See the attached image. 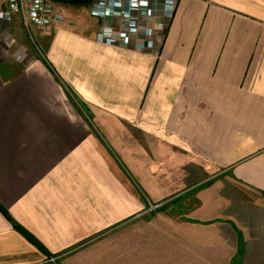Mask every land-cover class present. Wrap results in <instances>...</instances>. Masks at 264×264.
<instances>
[{
    "label": "crops",
    "instance_id": "crops-1",
    "mask_svg": "<svg viewBox=\"0 0 264 264\" xmlns=\"http://www.w3.org/2000/svg\"><path fill=\"white\" fill-rule=\"evenodd\" d=\"M81 1L62 26L0 20V206L47 253L0 212V264H264L234 227L244 189L264 198V0H174L170 21L160 0L119 45Z\"/></svg>",
    "mask_w": 264,
    "mask_h": 264
},
{
    "label": "built area",
    "instance_id": "built-area-1",
    "mask_svg": "<svg viewBox=\"0 0 264 264\" xmlns=\"http://www.w3.org/2000/svg\"><path fill=\"white\" fill-rule=\"evenodd\" d=\"M59 0H0L5 10L0 12V20H10L14 15H19L26 30L32 27L46 29L53 26H62L66 22L63 12L56 9ZM160 0H98L90 8V14L100 20H112L113 23H123L121 34L114 33V29L105 25L97 36L100 43L106 45L127 44L129 36H138L140 24L143 19H152L156 16ZM164 19L172 20L175 14L176 3L174 0H163ZM117 22V24H118ZM163 26V25H162ZM155 29L145 28L147 38L145 47L154 48Z\"/></svg>",
    "mask_w": 264,
    "mask_h": 264
},
{
    "label": "rangeland",
    "instance_id": "rangeland-1",
    "mask_svg": "<svg viewBox=\"0 0 264 264\" xmlns=\"http://www.w3.org/2000/svg\"><path fill=\"white\" fill-rule=\"evenodd\" d=\"M91 7L92 6H90V8ZM101 21H104V20H101ZM117 22L113 23V21H112L111 23H108V21H107L104 24V26L108 25V27L114 29V33L117 32L118 34H121L123 29L117 30L116 28H118V27L123 28L124 26H123V23L118 22V24H117ZM115 25H117V26H115ZM86 114H88V113L86 112ZM89 118L93 119V116L89 115ZM206 179H208V180H206ZM187 180H185V181H187V184L189 183V185H192V184H190L191 179H187ZM214 180L215 179H211V178L209 179L208 177H206L205 172L198 173L196 171L195 178L193 180L194 181L193 184H197L200 182L202 184H204V183L205 184H210V183L212 184L214 182ZM177 181H178V177L173 178L172 176H166V177L163 176V177H153V179H149L147 183L150 184V186H163V187L164 186H167V187L174 186V187H176L182 182L181 181V182L177 183ZM203 181H205V182H203ZM195 192H198V191H195ZM195 192L192 194V196L195 195ZM242 195L244 197L242 221L244 223H246V219H247V220H249V222L246 224H243L241 227H239V229H238V226L234 225V227H236V230L238 231L236 233L237 238L239 240L238 245L240 244V246H241V244H242L245 249L249 248L251 250H254V253L258 256V260L261 262V261H264V255L260 254L262 251H264V211H262L264 209V203H263L264 198L255 196L254 199L259 198V200L260 199H263V200H262V203H260V201L254 202V199L252 200V198H251L250 192H247L246 189H244V191L242 192ZM185 200H186V198H183V199L181 198V199L177 200L176 202H174V214L175 215L186 217V215H189L193 210L196 209L197 206H200L199 203L197 201H195L194 199L190 203H187ZM246 211H248V212H246ZM249 211H251L252 214L247 217ZM247 235H250V236H248V238H247ZM244 238L246 241H243ZM150 258H148V259H150ZM244 259L246 260V264H250V261H248V259H250L249 257L244 258ZM234 262L240 264V259L237 258L236 260H233V264H234Z\"/></svg>",
    "mask_w": 264,
    "mask_h": 264
},
{
    "label": "trees",
    "instance_id": "trees-1",
    "mask_svg": "<svg viewBox=\"0 0 264 264\" xmlns=\"http://www.w3.org/2000/svg\"><path fill=\"white\" fill-rule=\"evenodd\" d=\"M72 2H82L81 0H71ZM0 212L12 223V225L14 226V228L19 231L26 239H28V241H30L32 244L36 245L40 251H42L44 254H47L46 251L28 234L26 233L24 230H22L20 228V226L18 224H16L15 222H13V220L11 219V217L7 214V212L0 206Z\"/></svg>",
    "mask_w": 264,
    "mask_h": 264
}]
</instances>
